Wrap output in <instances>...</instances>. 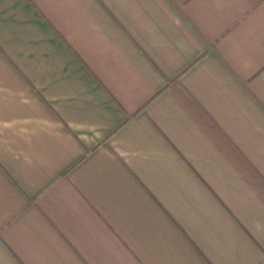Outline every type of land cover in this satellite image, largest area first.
<instances>
[{
    "label": "crops",
    "instance_id": "0c3cea01",
    "mask_svg": "<svg viewBox=\"0 0 264 264\" xmlns=\"http://www.w3.org/2000/svg\"><path fill=\"white\" fill-rule=\"evenodd\" d=\"M0 264H264V0H0Z\"/></svg>",
    "mask_w": 264,
    "mask_h": 264
}]
</instances>
